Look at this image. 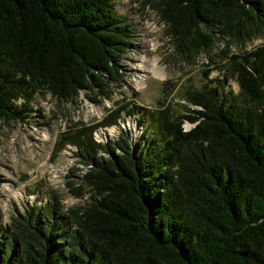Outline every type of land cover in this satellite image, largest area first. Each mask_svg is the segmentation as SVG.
<instances>
[{
  "label": "trees",
  "instance_id": "1",
  "mask_svg": "<svg viewBox=\"0 0 264 264\" xmlns=\"http://www.w3.org/2000/svg\"><path fill=\"white\" fill-rule=\"evenodd\" d=\"M142 1L187 61L218 40L262 42L219 48L209 61L223 62L224 78L186 91V114L155 109L157 129L132 145L127 134L93 138L118 108L60 132L56 144L74 146L85 167L78 187L66 185L87 201L11 215L0 224V264H264V0ZM131 36L112 0H0V121L40 90L107 96Z\"/></svg>",
  "mask_w": 264,
  "mask_h": 264
},
{
  "label": "rangeland",
  "instance_id": "2",
  "mask_svg": "<svg viewBox=\"0 0 264 264\" xmlns=\"http://www.w3.org/2000/svg\"><path fill=\"white\" fill-rule=\"evenodd\" d=\"M116 13L125 16L132 27L130 47L121 54L117 81L110 82L107 96L79 90L72 101L57 100L44 90L34 93L27 107L18 106L15 119L0 121V224L6 227L11 215L23 212L31 204L47 200L58 201L60 209L84 204L88 195L76 197L67 187L76 188L85 167L76 148L57 145L60 132L76 123L93 124L109 110L120 109L115 125L98 127L93 138L101 143L127 134L132 145L142 132L155 131L152 112L167 106L178 114L188 113L185 93L198 88L204 81L224 78V65L209 57L223 48L199 53L189 61L180 57L165 34V25L156 12L142 0H112ZM262 42L254 38L243 44H227V53L242 52ZM221 43V44H220ZM153 60V73L146 60ZM149 68V69H148ZM228 88L236 90L231 78H225ZM135 124L139 132L133 125ZM132 125V126H131ZM183 129L192 126L183 121Z\"/></svg>",
  "mask_w": 264,
  "mask_h": 264
},
{
  "label": "bare ground",
  "instance_id": "3",
  "mask_svg": "<svg viewBox=\"0 0 264 264\" xmlns=\"http://www.w3.org/2000/svg\"><path fill=\"white\" fill-rule=\"evenodd\" d=\"M146 65L149 66L150 65V68L152 70L153 73H157V67L155 66V62L153 60H146ZM149 69V68H148ZM158 74V73H157ZM134 129L139 132L138 130H140L139 128L136 127L135 124H132ZM131 125V126H132Z\"/></svg>",
  "mask_w": 264,
  "mask_h": 264
}]
</instances>
